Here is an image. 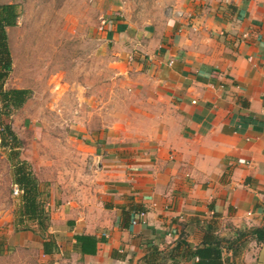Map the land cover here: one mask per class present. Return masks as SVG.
I'll return each mask as SVG.
<instances>
[{
	"label": "crops",
	"instance_id": "obj_1",
	"mask_svg": "<svg viewBox=\"0 0 264 264\" xmlns=\"http://www.w3.org/2000/svg\"><path fill=\"white\" fill-rule=\"evenodd\" d=\"M107 6L101 39L148 96L147 125L83 135L93 191L48 200L46 229L9 230L22 253L6 264H264V0Z\"/></svg>",
	"mask_w": 264,
	"mask_h": 264
},
{
	"label": "rangeland",
	"instance_id": "obj_2",
	"mask_svg": "<svg viewBox=\"0 0 264 264\" xmlns=\"http://www.w3.org/2000/svg\"><path fill=\"white\" fill-rule=\"evenodd\" d=\"M10 2L16 4L18 15L16 24L6 28L11 67L3 88L29 92L19 107L6 108L0 97L3 264L17 257L9 254L22 253L16 250L20 240L4 244L9 230L24 234L27 228L39 229L30 219L17 224L21 194L12 192L15 152L38 179L45 207L48 200L54 206L63 198L83 200L93 191L97 169L90 166L93 158L80 153L78 144L87 139L83 135L89 134L88 143L99 147L96 137L101 130L124 129L126 135H137L151 110L148 96L133 88L132 76L118 69L112 47L101 39L99 17L112 15L106 13L108 0H0ZM4 125L10 126L13 137L3 131ZM103 137L107 138L104 132ZM124 142L134 141L126 137Z\"/></svg>",
	"mask_w": 264,
	"mask_h": 264
},
{
	"label": "trees",
	"instance_id": "obj_3",
	"mask_svg": "<svg viewBox=\"0 0 264 264\" xmlns=\"http://www.w3.org/2000/svg\"><path fill=\"white\" fill-rule=\"evenodd\" d=\"M14 3H0V97L6 108L21 106L28 95L25 88H3V81L11 67L9 48L7 44L8 26L16 24L17 9ZM3 131L13 137V131L9 125H4ZM3 140L4 136L1 135ZM15 147V145H14ZM17 163L14 165V180L22 188L21 204L18 209V223L30 219L38 224L40 229H46L48 223V211L45 208L44 200L41 199L39 182L26 160L19 158V152H15ZM256 234L258 240H264V225L251 230ZM55 248L52 241L43 242V252L50 253ZM199 256L202 254L200 248L194 251Z\"/></svg>",
	"mask_w": 264,
	"mask_h": 264
},
{
	"label": "built area",
	"instance_id": "obj_4",
	"mask_svg": "<svg viewBox=\"0 0 264 264\" xmlns=\"http://www.w3.org/2000/svg\"><path fill=\"white\" fill-rule=\"evenodd\" d=\"M106 20H107V17H105L104 15H101L100 17H99V22H100V24H99V28L100 29H102L103 28V26H104V24L106 23ZM245 36V35H244ZM238 162H242V163H248L247 162V160H245V159H243V158H240L239 160H238ZM22 188L19 186V184H17L16 182L15 183H13V185H12V192H13V194L15 195H19V194H21L22 193ZM139 216H141V217H143L144 218V216H145V211H143V210H141L140 212H139ZM137 221V219L135 218L134 220H133V222H136Z\"/></svg>",
	"mask_w": 264,
	"mask_h": 264
}]
</instances>
